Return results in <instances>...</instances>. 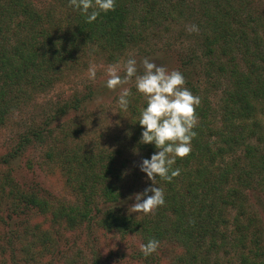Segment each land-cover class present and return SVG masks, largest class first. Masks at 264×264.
Returning <instances> with one entry per match:
<instances>
[{"label": "trees", "instance_id": "1", "mask_svg": "<svg viewBox=\"0 0 264 264\" xmlns=\"http://www.w3.org/2000/svg\"><path fill=\"white\" fill-rule=\"evenodd\" d=\"M254 3L116 0L114 11L89 24L68 0H51L42 9L32 0H0V127L32 94L49 91L73 70L87 67L89 60L113 65L132 56L142 73L140 61L149 58L182 72L186 87L201 101L192 150L174 165L181 174L171 183L159 181L165 204L148 215L136 219L130 212L138 191L128 189L116 167L124 145L100 151L80 146L66 155L57 139L50 146L56 131L52 123L78 111L92 96L110 91L108 77L64 101L50 119L28 127L0 157V167L9 168L40 143L50 149L47 159L58 158L66 168L77 203L53 207L37 193L15 186L11 194L49 210L54 222L70 228L97 220L103 230L136 234L143 244L150 239L177 242L184 251L172 264H232L222 259L233 256L238 264H264V8ZM191 23L199 31L192 32L190 51L170 54L176 45L171 37L163 48L153 45V37L170 36L176 27ZM172 61L175 66L170 68ZM129 100L133 143L142 161L150 159L157 149L140 143L143 129L138 123L147 101L136 90ZM75 131L83 132L80 125ZM10 181H0V190L8 189ZM252 197L263 208L261 214ZM139 256L142 264H162L154 254Z\"/></svg>", "mask_w": 264, "mask_h": 264}, {"label": "rangeland", "instance_id": "2", "mask_svg": "<svg viewBox=\"0 0 264 264\" xmlns=\"http://www.w3.org/2000/svg\"><path fill=\"white\" fill-rule=\"evenodd\" d=\"M32 1L42 9L51 0ZM254 5L259 9L264 8V0H255ZM186 29L187 26L176 27L170 36L153 37L152 43L158 49L163 48L168 37H171L176 45L170 54L188 52L194 46L195 38ZM123 63L120 62L121 72ZM87 64L83 69L73 70L64 82L49 91L32 94L31 99L9 117L7 123L0 127V157L11 150L19 134L28 127L38 125L45 118L50 119L64 101L108 77L110 64L106 60H89ZM90 66L95 67V79L89 74ZM174 66L172 61L170 68ZM123 87L136 90L134 80ZM119 91L105 90L92 96L78 111L58 117L52 123L51 128L56 131L49 142L51 146L52 141L57 139L56 145L65 155L80 146L100 151L124 145V158H119L116 167L122 170L128 189L133 187L134 191L143 193L150 182L146 174L140 171V148L133 143L132 137L136 133L128 128L129 113L122 111L118 104ZM123 116L127 117L124 122ZM78 125L82 133L75 131ZM49 150L40 143H34L23 157L13 160L9 168L0 167V181L5 183L11 180L8 189L0 190V264H95L96 261L97 264H142L138 259L143 244L140 236L108 232L100 228L97 220L70 228L64 222H54L49 210L28 205L11 194L15 193L12 189L15 186L26 193H37L53 207L77 203L66 168L58 158L47 159ZM252 200L255 211L261 214L263 208L259 207L257 199L252 197ZM262 218L264 230V216ZM183 251L177 242L165 241L160 244L154 257L160 259L162 264H172ZM233 257L223 258L222 261L238 264Z\"/></svg>", "mask_w": 264, "mask_h": 264}, {"label": "clouds", "instance_id": "3", "mask_svg": "<svg viewBox=\"0 0 264 264\" xmlns=\"http://www.w3.org/2000/svg\"><path fill=\"white\" fill-rule=\"evenodd\" d=\"M68 3L89 24L94 23L101 14L114 11L116 7V0H68ZM186 30L190 33L198 32L199 27L189 25ZM137 63V59L130 56L123 63V76L120 74V63L109 65L105 84L110 91L120 90L118 104L122 111L127 110L131 95L130 89L123 86L133 80L136 91L147 101L138 122L143 129L140 143L152 144L157 151L139 165L140 171L152 183L143 193L134 196L136 202L130 212L136 214V219L139 214L148 215L165 204L164 190L158 183L160 180L171 183L181 174V170L174 165L192 150L191 142L197 135L194 131L198 123L196 108L201 103L200 97L186 87L185 77L179 70H169L149 58H143L140 61L143 72L140 73ZM88 71L91 78L95 79V67L90 66ZM159 246V240L150 239L140 246V250L147 258L156 253Z\"/></svg>", "mask_w": 264, "mask_h": 264}]
</instances>
